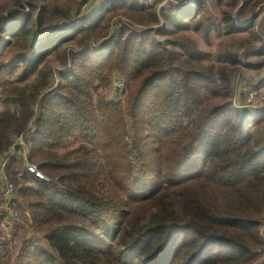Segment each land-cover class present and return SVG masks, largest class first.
<instances>
[{"label":"trees","instance_id":"16d2710c","mask_svg":"<svg viewBox=\"0 0 264 264\" xmlns=\"http://www.w3.org/2000/svg\"><path fill=\"white\" fill-rule=\"evenodd\" d=\"M163 1L104 0L48 33L57 17L48 23L46 6L36 21L37 4L10 19L0 10V160L22 135L27 155L5 173L22 161L44 175L25 168L14 202L50 247L26 244L17 264H264V108L236 105L241 50L207 63L212 53L183 34L210 32L204 0ZM250 2L228 0L222 14L240 47L251 40L238 35L255 29ZM119 3L142 29L112 30L105 13ZM67 43L51 83L40 66ZM115 76L125 81L119 101L102 93ZM70 137L83 142L61 153Z\"/></svg>","mask_w":264,"mask_h":264},{"label":"rangeland","instance_id":"374dc122","mask_svg":"<svg viewBox=\"0 0 264 264\" xmlns=\"http://www.w3.org/2000/svg\"><path fill=\"white\" fill-rule=\"evenodd\" d=\"M154 1V2H153ZM156 0H150L151 3H155ZM186 0H182L184 2ZM95 4L90 6L88 9H83L84 5L80 4L81 0H0V10L2 9V14L5 15V18L10 19L12 17L13 11L16 8H24L28 11L31 7L30 5H38L36 11L34 12V19H37V13L41 10V6L47 7V22L49 23L50 15H54L57 17L56 20H52L49 25H56L58 29L65 27L66 23H76L80 15L79 13L85 14L95 11L104 0H95ZM228 0H204L203 7L199 14L205 15L207 19H209V24L212 25L210 32L206 35L202 28L194 29L193 27L183 31V34L191 37L200 49L205 51H209L212 53L211 58L207 59L206 62H217L218 53L223 52L227 49L232 51L242 50L241 54V62L244 61L248 63V65H242L244 67L243 72L239 71V79L241 77L244 78V81H248V84L245 87L243 93L242 102L246 103V96L249 91L253 89H259V94L261 95L260 100L257 105L264 107V55L258 56L254 55L256 50L259 47L264 45V31L262 21L264 19V0H251L248 9L246 11V17L248 19H252L255 22V29L252 32H245L243 34H239L238 36H244L251 40L250 45L247 47H240L239 40H235L234 35H227L224 32V24L222 23V14L224 9L227 6ZM170 3V1L164 0L159 7L166 8ZM243 3V2H242ZM241 3V4H242ZM240 4V5H241ZM84 10V11H83ZM125 12L131 13L128 9L127 3H119L113 10L105 13L106 22L113 24L112 30H114L117 25H124L126 27L134 26L137 29H142L137 23H133ZM68 21V22H67ZM48 25V26H49ZM43 34H40L42 36ZM150 40H159L163 41L164 37L160 36L157 33H150L148 35ZM72 43H67L62 46L59 50L51 53L49 57L43 62L40 66L39 70H43V72L49 73L50 82L58 80V75L55 72L63 69L64 63L67 60V51L68 47H72ZM74 46V45H73ZM75 47V46H74ZM243 64V63H242ZM261 64V65H259ZM17 73L15 72L11 78L16 79ZM243 73H247V76ZM39 71L33 74L28 83H33L38 79ZM118 76V75H117ZM115 76L113 78L112 85L107 90L102 91V93L107 96L108 99L119 101L123 98V94L120 91L119 83L124 81L121 77ZM125 82V81H124ZM236 100V99H235ZM241 102V103H242ZM238 105V103L236 102ZM240 106V105H239ZM4 104L0 100V108H3ZM245 105L240 109H250V112L258 111L257 108H244ZM260 108V109H262ZM261 131L264 133V127L261 128ZM262 133V134H263ZM18 141V139H17ZM83 142L82 139L78 137H70L66 144L63 147L58 148L61 153H64L68 150L77 148ZM3 160H0V165ZM25 170V165L22 161H12L10 163L9 173L7 176L9 177L11 183L14 186L13 196L16 198L17 191L22 187V185L27 184L25 178L22 176L23 171ZM105 189H101L99 192H103ZM5 189L4 185L1 183V171H0V206L3 204V200L5 198ZM14 212L17 214L18 220L15 225V232L13 233V237L10 239L0 238V264H15L14 261L17 255L21 252V248L26 244L31 243L33 245H40L45 247L46 249H50L49 244L46 240V231L41 229H36L31 226L29 223H23L21 220V214L18 209L17 204L14 206ZM20 222L24 225L23 229L17 228V224ZM1 236V233H0Z\"/></svg>","mask_w":264,"mask_h":264},{"label":"built area","instance_id":"2783aa9c","mask_svg":"<svg viewBox=\"0 0 264 264\" xmlns=\"http://www.w3.org/2000/svg\"><path fill=\"white\" fill-rule=\"evenodd\" d=\"M119 86H120V91L123 92L125 88V82L122 81L121 83H119ZM259 91H260L259 89H253L246 94L247 101L245 103V107L257 108V109L262 108L261 106L257 105V102L260 99H262L261 95L259 94ZM17 144L21 145L20 148L16 150L13 147L12 148L13 150L10 153V155L0 165L1 183L4 185V189H5V195H4L5 198L3 200V204L0 206V233H1L0 238H4V239H10L13 237V233L15 232V225L18 220L17 214L14 212V206L16 203L14 202V197L12 198L14 192V186L9 180L8 176L6 175L5 168L7 166V161L12 156H15L16 159H20V158H25L27 155V147L22 135L18 137ZM24 165L27 170L31 172H35L39 177L44 178V175L42 173L36 171V167L34 165L28 162L25 163ZM261 234L262 236H264V225L261 228ZM19 255L20 253L17 255L14 261L15 264H17Z\"/></svg>","mask_w":264,"mask_h":264},{"label":"crops","instance_id":"0c3cea01","mask_svg":"<svg viewBox=\"0 0 264 264\" xmlns=\"http://www.w3.org/2000/svg\"><path fill=\"white\" fill-rule=\"evenodd\" d=\"M262 4H264V3H262ZM264 46V45H263ZM262 46V47H263ZM262 47H259L257 50H256V52L254 53V55L256 56V55H258V56H261V55H264V54H258V52L257 51H259V50H261L262 49ZM245 50V49H244ZM241 52H243V49L241 50ZM242 65H248V63H246V62H244V61H242ZM259 65H261V64H259ZM243 70H244V67H242L241 69H240V72L242 73L243 72ZM244 75H246L247 76V73L245 74V73H243ZM239 74H237L235 77H234V86H235V91H234V97H235V101L238 103V105L237 106H241V108H242V106H244L245 105V103H243L242 102V99H243V91L245 90V87H246V85L248 84V81H244V78L243 77H241L240 79H239ZM245 96H246V94H244ZM242 102V103H241ZM244 108H248V107H244ZM264 108V107H263ZM241 111H243V112H247V113H249L250 112V109H240ZM255 112V111H254ZM252 113V112H251Z\"/></svg>","mask_w":264,"mask_h":264},{"label":"water","instance_id":"95a60500","mask_svg":"<svg viewBox=\"0 0 264 264\" xmlns=\"http://www.w3.org/2000/svg\"><path fill=\"white\" fill-rule=\"evenodd\" d=\"M178 4L188 5V4H189V0H186V1H184V2H180V3H178ZM66 25L69 27V26L72 25V23H66ZM53 27H54V26L51 25V26L47 29L46 33H48L50 30H52ZM46 33H44L41 37L45 36Z\"/></svg>","mask_w":264,"mask_h":264}]
</instances>
